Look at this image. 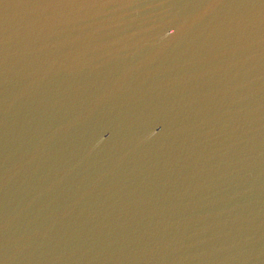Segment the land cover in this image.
I'll return each mask as SVG.
<instances>
[{"label":"water","instance_id":"1","mask_svg":"<svg viewBox=\"0 0 264 264\" xmlns=\"http://www.w3.org/2000/svg\"><path fill=\"white\" fill-rule=\"evenodd\" d=\"M0 264H264V0H0Z\"/></svg>","mask_w":264,"mask_h":264}]
</instances>
